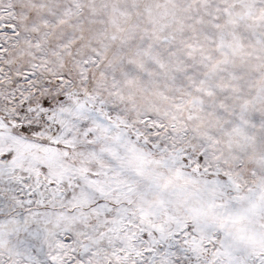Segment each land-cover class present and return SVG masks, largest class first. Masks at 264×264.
I'll return each instance as SVG.
<instances>
[{
  "label": "snow or ice",
  "instance_id": "snow-or-ice-1",
  "mask_svg": "<svg viewBox=\"0 0 264 264\" xmlns=\"http://www.w3.org/2000/svg\"><path fill=\"white\" fill-rule=\"evenodd\" d=\"M0 264H264V0H0Z\"/></svg>",
  "mask_w": 264,
  "mask_h": 264
}]
</instances>
